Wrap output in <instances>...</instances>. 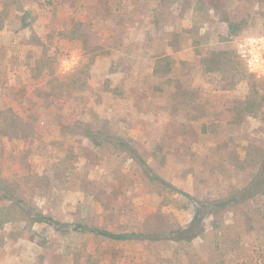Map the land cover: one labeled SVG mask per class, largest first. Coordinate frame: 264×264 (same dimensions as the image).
<instances>
[{"label":"rangeland","instance_id":"obj_1","mask_svg":"<svg viewBox=\"0 0 264 264\" xmlns=\"http://www.w3.org/2000/svg\"><path fill=\"white\" fill-rule=\"evenodd\" d=\"M20 5L0 31V111L35 120L27 138L0 123V264H264V0ZM43 54L69 88L52 102L49 71L24 65ZM246 99L255 114L222 119Z\"/></svg>","mask_w":264,"mask_h":264},{"label":"trees","instance_id":"obj_2","mask_svg":"<svg viewBox=\"0 0 264 264\" xmlns=\"http://www.w3.org/2000/svg\"><path fill=\"white\" fill-rule=\"evenodd\" d=\"M0 4L2 6L0 9V17H1L0 31H1L2 29H4V21H5L4 19L12 11V8L14 7L15 9L20 10L22 9V6L20 5V0H0ZM30 21H31L30 19H28L27 21H24L22 28L23 29L28 28V26H30L31 24ZM72 33L74 35L73 36L74 39L81 38L86 44V47L88 49L91 47L89 35H87L85 32H77V30L74 29ZM32 37L35 39V36H32ZM35 40H37L39 43L44 45V43H42V37L40 38V36H36ZM24 65L28 67L29 69H31V71L34 74L33 78L35 77L42 78L46 74V71H49L48 74L46 75H51L52 81H53V85H52L53 88L46 92L47 100L49 102L57 100L58 97H60L62 90L68 91L69 89L68 83L65 80H63L62 77L56 72V68L58 66V59L56 58V56L53 55L52 57L49 54H43L40 57H38L36 61L27 60V62H25ZM14 87H15L14 85H10V88H14ZM36 89L37 88L35 86L34 90ZM228 103H230L231 105L229 104L226 112L222 114V119L229 123L239 122L241 120H244V118H246L247 115L255 114L253 109L258 106V100L256 99H246L244 101L239 100L236 102L229 100ZM8 107H10L12 110V114L9 115L10 117L3 116L4 112L0 111V118L2 119L0 123H3L1 124V128H3L2 130L3 135L5 137H9L11 135L18 137V138L29 137L30 136L29 131L33 129L31 126V122H34L33 120H35L34 112H31L30 114H28L27 117H23L21 112L15 111L11 106H8ZM89 128L90 127L87 128L88 132L85 133L86 137L88 138H90L92 135L91 134L92 132L89 130ZM261 172L263 173V169H260L255 176H260V174H262ZM256 185H257V182L252 183V186H256ZM253 188L254 187H251V189ZM257 194L258 192H255V194L250 195L249 199H254ZM258 210L253 209L251 207L249 210H246L245 220H248L249 226L253 225V220L257 218ZM189 230H190V227L179 228L173 231L171 230L168 234H166L167 239L169 241H174V242H180V241L189 239L191 238V236H184V234L189 232ZM91 231L93 232V230ZM109 233L116 234L112 232H109ZM127 233L134 235L139 241L144 240L148 242V241H154V240L160 239L158 237V232L156 230L150 231L147 228H142V229L140 228L138 230H132ZM102 234L104 233L102 232Z\"/></svg>","mask_w":264,"mask_h":264}]
</instances>
